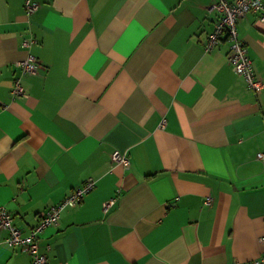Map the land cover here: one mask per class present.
Instances as JSON below:
<instances>
[{"label":"crops","instance_id":"obj_1","mask_svg":"<svg viewBox=\"0 0 264 264\" xmlns=\"http://www.w3.org/2000/svg\"><path fill=\"white\" fill-rule=\"evenodd\" d=\"M34 1L27 13L25 0H0V205L27 233L95 181L40 233L45 264H256L264 87L232 70L226 38L204 49L211 1ZM237 27L264 82V22L249 11ZM28 54L33 74L18 65ZM7 234L0 264H31Z\"/></svg>","mask_w":264,"mask_h":264},{"label":"built area","instance_id":"obj_2","mask_svg":"<svg viewBox=\"0 0 264 264\" xmlns=\"http://www.w3.org/2000/svg\"><path fill=\"white\" fill-rule=\"evenodd\" d=\"M210 9L217 12V18L213 30L208 34L204 42V49L206 51L212 50L224 38L229 41V49L227 51V61L232 67V70L237 74L244 77L247 86L254 92H260L264 87V82L257 77L253 70L251 59L248 55L247 47L244 41L239 36L237 20L244 16L247 12L253 11L258 14V20L264 22V2L263 0H210ZM25 8L27 13L36 10L37 2L34 0H25ZM29 40L23 43L28 44ZM22 73L33 74L40 68V63L37 58L31 54L18 62ZM13 97H23L26 95L22 86L20 78L14 81L12 91ZM164 124L162 121L161 126ZM257 158H264V151L256 153ZM112 159L120 162L124 167H129L130 161L125 154L120 153L118 150L112 152ZM94 185V180L89 179L82 185L77 186L65 199L60 203L51 205L44 215L41 216L38 224L31 229V231L23 235L21 231L12 223L11 214L3 207L0 206V228L8 230V236L5 239L6 243L10 246H18L27 252L32 259V264H43L46 261V255L40 251L38 244L39 233L49 225L57 223L60 211L65 206L76 205L81 198L88 192ZM114 202V198H110L103 202V210L106 211ZM212 202L211 196H207L205 203ZM261 243L264 244V235L260 238ZM251 264V262L246 263ZM256 264H264V252Z\"/></svg>","mask_w":264,"mask_h":264},{"label":"bare ground","instance_id":"obj_3","mask_svg":"<svg viewBox=\"0 0 264 264\" xmlns=\"http://www.w3.org/2000/svg\"><path fill=\"white\" fill-rule=\"evenodd\" d=\"M120 153H121V152H120ZM122 154H125V155H126V153H122ZM126 156H127V158L129 159L128 155H126ZM113 161H114V160H113ZM129 161H130V159H129ZM115 162H116V161H115ZM116 163L121 164L120 162H116ZM94 183H95V181H94ZM80 185H82V184H80ZM93 186H94V185H93ZM74 189H75V188H74ZM74 189L71 190V192L74 191ZM71 192H70V193H71ZM70 193H69V194H70ZM86 193H87V192H86ZM86 193H85V194H86ZM69 194H68V195H69ZM68 195H67V196H68ZM67 196H65V198H66ZM83 197H84V196H83ZM83 197H82V198H83ZM65 198H63V199H65ZM82 198H81V199H82ZM63 199H62V200H63ZM62 200H61V201H62ZM61 201H60V202H61ZM60 202H58V203H60ZM79 202H80V201H79ZM79 202H78V203H79ZM58 203H56V204H58ZM78 203H77V204H78ZM77 204H76V205H77ZM52 205H55V204H52ZM0 206H2V205H0ZM50 206H51V205H50ZM50 206H48V208H49ZM74 206H75V205H74ZM74 206H65L64 208H66V207H74ZM3 207H4V206H3ZM4 208H5V207H4ZM48 208H47V209H48ZM64 208H62L61 211H62ZM5 209H6V208H5ZM47 209L45 210V212L47 211ZM6 210H7V209H6ZM7 211H8V210H7ZM61 211H60V212H61ZM8 212H9V211H8ZM45 212H44L42 215H44ZM9 213H10V212H9ZM10 214H11V213H10ZM11 217H12V215H11ZM40 218H41V217H40ZM59 218H60V215H59ZM39 220H40V219H39ZM38 222H39V221H38ZM38 222H37V224H38ZM58 222H59V219H58V221H57L56 224H54V225H49V226H56V225L58 224ZM12 223H13V217H12ZM37 224H36V225H37ZM13 225L15 226V224H13ZM36 225H34L33 227H35ZM15 227H16V226H15ZM33 227H32V228H33ZM46 227H48V226H46ZM46 227H45V228H46ZM17 228H18V227H17ZM32 228H31V229H32ZM45 228H43V229H45ZM0 229H5V228H0ZM18 229H19V228H18ZM31 229H30L27 233H22V231H21L20 229H19V230L21 231V233H22L23 235H26V234H28V233L31 231ZM5 230L8 232L7 229H5ZM42 231H43V230H42ZM42 231H41V232H42ZM41 232H40V233H41ZM40 233H39V235H40ZM39 235H38V244H39L40 251H42V250H41L40 243H39ZM7 236H8V234H7ZM7 236H6V238H7ZM6 238H5V239H6ZM4 242L6 243L5 240H4ZM6 244H7V243H6ZM7 245H8V244H7ZM8 246H10V245H8ZM11 247H17L18 249H21V248L18 247V246H11ZM23 251H24V250H23ZM42 252H43V251H42ZM26 253H27V252H26ZM43 253H44V252H43ZM27 254H28V253H27ZM28 255H29V254H28ZM45 255H46V254H45ZM29 256H30V255H29ZM30 257H31V256H30ZM46 261H47V256H46ZM46 261H45V263H46ZM45 263H43V264H45ZM31 264H32V259H31Z\"/></svg>","mask_w":264,"mask_h":264}]
</instances>
